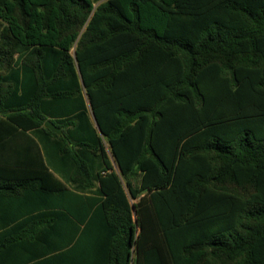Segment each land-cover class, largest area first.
Instances as JSON below:
<instances>
[{"label":"trees","instance_id":"obj_1","mask_svg":"<svg viewBox=\"0 0 264 264\" xmlns=\"http://www.w3.org/2000/svg\"><path fill=\"white\" fill-rule=\"evenodd\" d=\"M0 264H264V0H0Z\"/></svg>","mask_w":264,"mask_h":264},{"label":"water","instance_id":"obj_2","mask_svg":"<svg viewBox=\"0 0 264 264\" xmlns=\"http://www.w3.org/2000/svg\"><path fill=\"white\" fill-rule=\"evenodd\" d=\"M44 127L46 129L51 130L54 133H57L59 135L62 134V129L58 128L57 126H55L50 120L46 121L44 124ZM134 208V207H133ZM135 209V208H134Z\"/></svg>","mask_w":264,"mask_h":264},{"label":"crops","instance_id":"obj_3","mask_svg":"<svg viewBox=\"0 0 264 264\" xmlns=\"http://www.w3.org/2000/svg\"><path fill=\"white\" fill-rule=\"evenodd\" d=\"M4 156H6V154H5ZM134 202H135L134 200H131V203H134ZM133 210H134V208H133ZM92 214H93V213H92V212H90L88 216H89V217H91V216H92ZM134 218H136V213H135V210H134Z\"/></svg>","mask_w":264,"mask_h":264}]
</instances>
